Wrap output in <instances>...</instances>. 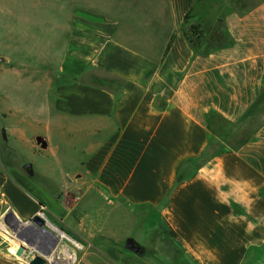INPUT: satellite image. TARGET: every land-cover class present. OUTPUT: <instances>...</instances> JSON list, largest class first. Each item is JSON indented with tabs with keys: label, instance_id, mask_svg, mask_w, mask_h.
Instances as JSON below:
<instances>
[{
	"label": "crops",
	"instance_id": "1",
	"mask_svg": "<svg viewBox=\"0 0 264 264\" xmlns=\"http://www.w3.org/2000/svg\"><path fill=\"white\" fill-rule=\"evenodd\" d=\"M22 2L58 10L1 5ZM188 14L220 24L233 45L196 50ZM263 96L264 0H0V221L10 205L28 220L44 202L72 229L80 263L264 264V122L235 147L226 141ZM45 117L46 131L68 127L79 148V170L44 187L60 209L3 165L16 162L7 142L27 146ZM0 264L26 263L8 249Z\"/></svg>",
	"mask_w": 264,
	"mask_h": 264
},
{
	"label": "rangeland",
	"instance_id": "2",
	"mask_svg": "<svg viewBox=\"0 0 264 264\" xmlns=\"http://www.w3.org/2000/svg\"><path fill=\"white\" fill-rule=\"evenodd\" d=\"M255 0H226L228 4L239 7L241 5H246L247 3H253ZM3 9L5 7L6 10H9L10 6L17 8L18 10H28L27 7L32 9L34 12H45V10H58V4H45V2H35L32 4H28V2H22L18 4H1ZM48 6V8L46 7ZM72 6V5H71ZM222 7V6H221ZM220 7V8H221ZM73 7H71L72 10ZM30 11V10H29ZM39 16V15H36ZM45 17V15H44ZM45 19V18H44ZM37 18H34L32 23L35 22L34 27L36 25ZM41 20V19H40ZM10 18L3 17L2 22H9ZM37 22V23H36ZM70 20H66V27H68ZM38 28V27H37ZM189 27H186L188 29ZM34 32L36 29L34 28ZM6 49L7 53L11 49V46L8 42L3 44L2 49ZM29 103L30 101L26 99ZM24 100V101H26ZM26 101V102H27ZM38 103L39 100H32V103ZM46 110V108H45ZM264 122V96L260 100V102L255 106L252 112L245 118L239 128L235 130H230L231 132L226 137V141L235 147L236 144L241 143L246 139L248 135H250L254 129L259 127ZM48 126L47 118L45 117V123L43 124H33V127L28 131V140L24 141L27 143V146L20 147L15 151V147L8 146L11 145L7 142V146H5V150L7 154L16 153V155H8L9 159H15L16 162H5L3 161V165L5 168L11 164L15 169H20L21 175L25 176L28 180H30L39 192H41V196L43 199L49 204L57 209H60V205L56 203V195L52 193L55 192V187L51 186L46 188L45 184H49L51 182H57L61 186L62 177L67 172H74L79 170L80 164H77L76 157L79 148L75 147L72 141L75 138V134L73 130H67L65 132H58L56 129H51L50 131H46ZM216 131L220 133L225 128V125L222 123H216L214 126ZM64 133V134H63ZM101 134H99V138H101ZM41 137L43 142L47 143V146L44 147L43 144H39L37 138ZM65 139L71 142L70 146H64L61 143V140ZM3 140L6 141L3 137ZM235 144V145H234ZM79 154V153H78ZM78 159V158H77ZM53 175L56 179L51 178L47 175ZM79 172V171H78ZM81 172L78 174L80 175ZM79 181V178L73 177L70 178L71 183H76ZM57 186V184L55 185ZM45 191L47 194H45ZM103 203L106 206L111 208V204H114L112 197L102 194ZM73 200L77 197L75 194L72 195ZM93 206L91 205H85ZM127 211H132L131 208L126 209ZM135 214V213H134ZM35 215H39L45 222L43 227H38L31 223L30 219L22 220L19 214L14 210L13 206H9L8 212L0 221V250L7 251L11 249V252L14 256H16V250L19 247V244L24 245L27 248V251L24 254L25 259H30L33 255H40L46 258L50 264L52 263L53 257L56 259V264H106L103 259H96L85 257L80 263V252H83L80 249V244L75 239L72 229L64 228V224L60 221V218L56 213H53L48 210L45 206V203H40V207L38 212ZM34 215V216H35ZM111 215V214H110ZM139 213L136 212L135 220H139ZM114 219L113 217H109V220ZM117 221V220H115ZM118 223L122 224L123 221H118ZM115 222V225H118ZM35 228V229H34ZM37 228L41 230L37 232ZM51 229L55 232L56 236H52L45 232L43 229ZM117 228V227H116ZM126 230L129 226L124 227ZM134 231L136 227L133 228ZM29 242L32 246L27 244ZM48 254V255H47ZM18 260L28 264L25 259L16 256Z\"/></svg>",
	"mask_w": 264,
	"mask_h": 264
},
{
	"label": "trees",
	"instance_id": "3",
	"mask_svg": "<svg viewBox=\"0 0 264 264\" xmlns=\"http://www.w3.org/2000/svg\"><path fill=\"white\" fill-rule=\"evenodd\" d=\"M190 18V14H188L185 18V24L189 28L185 29L184 34L196 50L201 49L204 44L207 46V51H211L212 49L218 47L220 48L233 45L234 41L229 37V35L227 33H223L219 29L220 24L213 28L206 27L202 23L190 24Z\"/></svg>",
	"mask_w": 264,
	"mask_h": 264
},
{
	"label": "water",
	"instance_id": "4",
	"mask_svg": "<svg viewBox=\"0 0 264 264\" xmlns=\"http://www.w3.org/2000/svg\"><path fill=\"white\" fill-rule=\"evenodd\" d=\"M37 140L39 144H43L44 147L47 146V143L43 142V139L41 137H38ZM30 222L36 224L39 227H43L45 225L44 220L39 215L33 216L32 221L30 220ZM26 243L32 246L29 242H26ZM125 247L127 250L133 253L139 252V247L133 239H128L126 241ZM26 251H27V248L24 245L19 244V247L15 253H16V256L25 259L24 254ZM25 261L28 264H50V262L46 258L40 255H33L30 259H25Z\"/></svg>",
	"mask_w": 264,
	"mask_h": 264
},
{
	"label": "bare ground",
	"instance_id": "5",
	"mask_svg": "<svg viewBox=\"0 0 264 264\" xmlns=\"http://www.w3.org/2000/svg\"><path fill=\"white\" fill-rule=\"evenodd\" d=\"M56 259L53 257V259H52V263L53 264H56V261H55Z\"/></svg>",
	"mask_w": 264,
	"mask_h": 264
},
{
	"label": "flooded vegetation",
	"instance_id": "6",
	"mask_svg": "<svg viewBox=\"0 0 264 264\" xmlns=\"http://www.w3.org/2000/svg\"><path fill=\"white\" fill-rule=\"evenodd\" d=\"M33 218V217H32ZM32 218H31V221H32ZM34 225H36V224H34ZM39 227V226H38ZM38 230H36L37 232H39L41 229L40 228H37Z\"/></svg>",
	"mask_w": 264,
	"mask_h": 264
}]
</instances>
